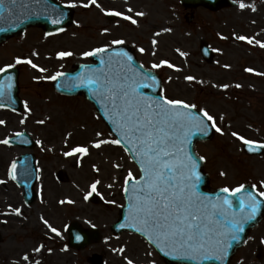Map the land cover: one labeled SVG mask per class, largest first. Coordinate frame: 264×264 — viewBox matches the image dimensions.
Here are the masks:
<instances>
[{"label":"rangeland","instance_id":"1","mask_svg":"<svg viewBox=\"0 0 264 264\" xmlns=\"http://www.w3.org/2000/svg\"><path fill=\"white\" fill-rule=\"evenodd\" d=\"M57 1L75 4L70 27L53 35L41 28H28L0 45V68L11 65L18 69V95L23 101L20 112L0 108V120L5 121L0 124V141L21 132L36 141L32 151L0 143V264H127L128 259L133 264H166L139 235L112 233L125 204V178L131 172L132 178L138 179V168L120 145L92 146L114 136L90 103L82 96L56 93L54 80L48 77L72 71L75 64L92 63L83 52L109 48L115 45L113 40H122L144 67L160 76L163 97L195 105L198 112L205 109L221 129H212L208 141L195 144L198 156L204 157V171L210 175L207 190L244 185L259 195L264 192V152L258 155L254 153L259 150H254L248 155L243 141L232 133L264 145V47L256 43H264V0H229L231 4L218 11L186 8L180 0H96L99 8L89 0ZM240 3L245 4L244 9ZM112 11L131 16L137 23L106 14ZM136 12L144 15L136 16ZM203 44L213 51V61L201 55ZM61 51L72 55L58 58ZM18 58L31 60L38 67L17 63ZM161 60L174 67L152 68ZM187 76L195 79L186 80ZM78 145L87 147L88 153L64 155ZM30 152L36 157L40 179L35 188L37 199L28 206L7 170L14 160ZM219 172L225 175L221 177ZM61 175L63 179H58ZM96 181L93 192L90 186ZM16 208L20 215L15 214ZM73 222L97 228L101 240L83 250L69 248L67 227ZM260 247L264 248V218L229 264H264V250L258 257Z\"/></svg>","mask_w":264,"mask_h":264},{"label":"snow or ice","instance_id":"2","mask_svg":"<svg viewBox=\"0 0 264 264\" xmlns=\"http://www.w3.org/2000/svg\"><path fill=\"white\" fill-rule=\"evenodd\" d=\"M3 3L4 0H0V5H3ZM12 3L15 4V0H12ZM89 3L98 8L100 7L96 0H89ZM67 6L75 7V4L70 3ZM83 6L88 7V4ZM239 7L244 9L245 4L240 3ZM101 11L104 10L101 9ZM127 11L132 12V9L128 8ZM106 14L122 16L123 19L130 20L132 24L137 23L131 16L123 15L118 11ZM135 15L143 16L144 13L136 12ZM52 22L59 23L58 20H53ZM104 31L107 32V29H104ZM165 31H170V29H165ZM235 38L240 41L247 40L250 44L253 42L245 36H236ZM112 43L119 45L123 41L113 40ZM152 43L155 45L157 42L153 40ZM256 43L260 47H264V43L260 41H256ZM107 51L106 47H99L91 51H85L82 55L89 57ZM139 51L143 53L144 49L140 48ZM56 55L58 58H64L71 56L72 53L61 51ZM111 55L126 57L128 61L132 59L127 56V53H115ZM180 55L185 54L181 52ZM16 62L27 63L32 68L38 67L31 60L21 61L18 58ZM109 65L111 66V60L109 61ZM162 65H166L169 68L174 67L168 61L161 60L159 63L152 64V68H160ZM38 70L41 72L45 71L43 68H39ZM3 71L5 69L0 68V72ZM246 71L251 72L253 70L246 69ZM62 75L63 73H57L55 76L48 77V79L55 80ZM135 75V72H132L131 68H129V72L127 73L116 72L113 74L101 70L99 74H96L93 71V75L85 78L82 83L84 86H92L98 94L108 101L111 113L115 117L114 123L118 124L120 131L126 138L125 143L131 144L132 148L135 149V156L140 164L141 176L139 180H134L133 196L129 197V199L131 201L132 218L139 224L137 231H144L152 239L153 243L157 244V247L163 245L169 248L172 253L187 254L192 259H195L197 254L213 250H218L220 255H222L224 249L219 237L223 234L217 232L212 226L214 223L212 217L219 216L224 218L230 231H242V226L240 220L235 217L231 220L227 219L225 206L231 207V204L226 198L223 199L222 204H211V208L215 211H210L204 203L206 198L199 196L195 192V184L192 182V178L196 176V164L186 151L187 136L185 135V130L192 124L195 117H193L191 112L181 111V109L194 108L195 105L188 104L180 99H170L167 97H161L159 100L144 99L137 92V88L140 85L135 83ZM185 79L192 81L195 78L187 76ZM236 86L240 87V85ZM223 87L227 88L228 86L223 85ZM2 94L0 92V95ZM25 111H30L27 105H25ZM200 112L207 121H213L212 126L217 132H221V129L216 127L212 115L203 108L200 109ZM20 122L24 123L23 120ZM4 123L5 121L0 120V124ZM38 123L42 124L43 121H38ZM203 123V120L199 121V125H203ZM16 135L19 136L21 134L16 133ZM96 135L99 136L100 133ZM232 135L242 140L245 145H252L254 143V141L238 136L235 132ZM0 143L8 145L9 140L6 138L0 141ZM108 143L120 145L121 141L116 139L111 141L97 140L92 146L100 148L103 144ZM260 146L264 147V145ZM249 150L251 151L252 149L250 148ZM75 153L87 154L88 148L78 145L73 147L69 152H65L64 155L70 156ZM199 159L203 160L204 157L201 156ZM12 168H15V164L12 165ZM220 175L223 176L225 173L221 172ZM130 179H132L131 172L128 173V177L124 181L125 192L128 191L127 185ZM196 179L198 180L199 178L196 177ZM98 183L99 181H96L90 186L93 192L96 190ZM261 186L264 187V182H262ZM243 188L244 185H239L237 188L231 190L225 187L221 191L235 195ZM90 194L85 195V200L88 199V195ZM259 195L264 197V192H260ZM248 199V206L252 211L245 218L252 219L257 202L251 195H249ZM239 207L243 212L245 207L243 201L239 202ZM14 212L16 215H20L19 208L14 209ZM44 223L48 224L47 221H44ZM48 227L50 231L59 235L56 228L50 225ZM232 238L235 239V235ZM76 239L79 240L80 237L77 236ZM35 250L39 251L40 249L37 248ZM120 251L122 252L123 249ZM220 255H217L216 258L219 259ZM23 259L27 260L29 257L24 256ZM127 264H133V261L128 259Z\"/></svg>","mask_w":264,"mask_h":264},{"label":"water","instance_id":"3","mask_svg":"<svg viewBox=\"0 0 264 264\" xmlns=\"http://www.w3.org/2000/svg\"><path fill=\"white\" fill-rule=\"evenodd\" d=\"M182 2L188 6H209L215 10L222 5L229 4L227 0H182ZM53 20H58L59 23H53ZM72 20V9L54 0H15V4L12 3V0H4L3 5H0V44L8 37L24 32L28 27H43L47 33L51 34L63 30L72 23ZM202 51L207 59L211 58V52L207 47H203ZM115 53H127V56L132 59L128 61L126 57L111 55ZM90 59L93 61V64H77L73 71L63 73L62 76H59L54 82V88L57 92L68 96L83 95L92 103L97 113L110 128L111 132L121 141V145L130 153L140 170V164L135 156V149L132 148L131 144L125 143L126 138L120 131L118 124L114 123L115 117L111 113L108 101L98 94L92 86H84L82 81L92 76L93 71H95L96 74H99L101 70L113 74L116 72L127 73L129 72V68H131L132 72L136 74L134 77L135 83L140 85V87L137 88V92L144 99L150 100L160 99L159 93L161 90V83L157 78V80L155 79V75L152 71L143 68L136 60L135 54L129 46L116 45L108 49L105 53L90 56ZM110 60L111 66L109 65ZM102 61H104V63H102ZM0 92L3 93L0 95V107L10 108L14 111L22 110L23 105L18 97L17 69L10 68L0 74ZM181 111L191 112L193 117H195L192 124L185 130V135L187 136L186 151L196 164V176L192 178V182L195 184V192L199 196L206 198L204 203L208 206L210 211H215L211 208V204H222L223 199L226 198L230 202L231 207L225 206V215L228 220H231L233 217L240 220L242 231H230L224 218L219 216L212 217L214 221L212 226L217 232L223 234L219 237L224 249L222 255H220L218 250H213L207 253L197 254L196 258L192 259L189 258L187 254L172 253L169 248L163 245L157 247V244L153 243L152 239H150L144 231H137L139 224L132 218L130 208L131 201L129 199V197L133 196L134 180H129L127 185L128 191L125 192L126 204L120 210V219L112 225V232L116 235H120L129 231L142 236L155 248L168 264H228L236 250L244 244L249 231L260 222L264 214V199L256 195L250 187L243 188L235 195H230L221 190H217L214 193L205 192L208 187L209 179L208 175L203 172L202 161L197 158L195 144L201 141H208L212 127L205 117L196 110L181 109ZM201 120L204 121L203 125H199V121ZM9 143L28 147L31 146L32 140L26 133H23L10 139ZM34 162L32 155H25L22 157L21 161L15 163V168L13 169L14 180L20 186L24 187L26 191L25 198L29 204L33 202L35 197L33 192L36 180ZM196 177L199 179L197 180ZM249 195L257 202L255 214L252 219L245 218L252 211L248 206ZM240 201H243L245 204L243 212L239 207ZM68 231L70 236L69 245L77 250H82L101 239L97 229H83L77 223H72ZM233 235H235V239L232 238ZM77 236L80 237L79 240L76 239ZM161 248H163V250H161ZM217 255H220L219 259L216 258Z\"/></svg>","mask_w":264,"mask_h":264},{"label":"flooded vegetation","instance_id":"4","mask_svg":"<svg viewBox=\"0 0 264 264\" xmlns=\"http://www.w3.org/2000/svg\"><path fill=\"white\" fill-rule=\"evenodd\" d=\"M229 169H230V168H229ZM263 250H264V248L261 249V251H263Z\"/></svg>","mask_w":264,"mask_h":264}]
</instances>
